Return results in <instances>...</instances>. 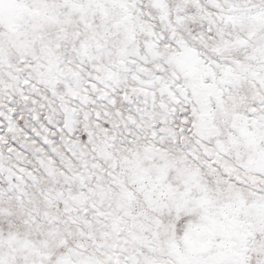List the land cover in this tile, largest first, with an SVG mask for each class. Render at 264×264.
<instances>
[{
    "label": "snow or ice",
    "instance_id": "snow-or-ice-1",
    "mask_svg": "<svg viewBox=\"0 0 264 264\" xmlns=\"http://www.w3.org/2000/svg\"><path fill=\"white\" fill-rule=\"evenodd\" d=\"M0 264H264V0H0Z\"/></svg>",
    "mask_w": 264,
    "mask_h": 264
}]
</instances>
